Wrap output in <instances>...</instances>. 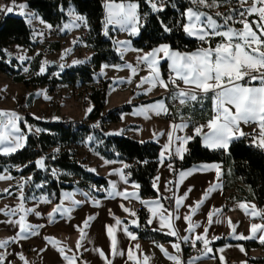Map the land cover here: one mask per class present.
<instances>
[{
  "label": "crops",
  "instance_id": "obj_1",
  "mask_svg": "<svg viewBox=\"0 0 264 264\" xmlns=\"http://www.w3.org/2000/svg\"><path fill=\"white\" fill-rule=\"evenodd\" d=\"M0 5H9V3L5 0H0ZM241 7H251V0H248V3H245ZM69 9L74 10L75 13L78 14L73 7L67 8L65 10V22L58 28L51 27V29L54 30L52 33L59 35L57 41H59V39H66V41H68L67 44H69L71 49L68 53L70 54V61H85L81 64H74L71 67L82 65L92 67L91 58L93 56V49L85 41V38L81 37V32L86 31L87 27L81 26L79 28H71L70 30L61 31L64 25L70 23L72 19V17L68 15ZM28 11L34 13L30 9H28ZM2 16L3 14H0V18ZM36 16L38 17L37 14ZM258 19L259 18L255 14L248 16V20L250 22ZM34 21L39 22L38 19H35ZM232 27L241 29L243 26L240 23H236L233 24ZM253 27L255 29V25H253ZM109 34L112 36L113 42L115 40H131L130 47L136 49L132 46V40L136 37H129L126 32L120 31L119 28L110 29ZM73 41H76V43H73ZM201 46L207 47V45ZM214 46L215 44L213 47ZM148 51L149 50H142V52H137L129 50L124 52L123 59H121L120 54L116 51L119 58L123 61V64L120 66H108L103 68V71V65H101L96 71V76L103 82H108L105 107L102 114H105L110 109L124 104H134V107H132L130 111L121 114L118 122L104 125L102 130L108 134L119 132V135L128 137L132 140L139 142L149 141L160 146L158 167L153 179L154 181L156 177H159V181L157 182L159 191L153 188L157 193V197H139L138 188H134L132 186L134 183H125L120 179L118 174H115V170L122 168L123 163L120 161H108V163H105L107 160L102 158L96 152V147L99 145L97 137L93 134L89 135L93 137L91 141L88 139L89 136H87L82 143L71 146V151L74 153L76 160L81 162L83 166L88 169H92V172L108 181L107 188L99 187L96 189V191L103 194V196L96 197L89 191L79 187L62 190L57 204L61 203L64 193H72V199L79 201L80 203L78 205H73L71 201H63L64 207H69L73 210L64 215L55 214L51 221L49 219V213L52 212L53 208L56 207L57 204H54L51 200H49V203L41 202V197H44V195L26 197L24 200L25 207L33 208L35 210L34 213H29L27 215V222L36 226L35 230L38 234L30 235L27 239L20 240L17 243H9L6 249H0V252L5 254L8 264H23V261L18 258V254H23L29 264H66L56 249L45 240V237H50L58 241L59 246L65 249L67 255L79 256L80 259L76 262V264H82V262H86V264H105V260L101 259L95 249L103 250L106 256L111 260V264H136V260H139L140 264H145V256L150 258L147 261V264H174L173 261L164 255L158 245L162 246L169 253V255H178L182 264H189V261L193 257H200L194 261V264H222L220 259L221 256L224 258L223 264H249L246 260V255L248 252L253 251L256 248L254 245L247 246L243 242L249 241L257 244L259 240L236 239L235 236H239L241 234L245 237L249 236L251 224L264 223V219L246 215L244 210H242L239 205L241 203L245 204L249 211H251V206L255 205L256 210L261 213H264V205L259 206L255 201L247 199L249 198V189L245 187L235 175L231 162L226 164L198 163L188 168L178 170L177 163H179L181 159L176 157L174 154L169 158L168 154L165 153V158L161 163L160 154L164 151V145L168 143L167 133L172 130L170 125L182 122L180 113L183 114L185 120L189 117L191 118L190 124L193 122L198 123V125L205 124L212 115V101L210 98L205 100L203 107H201L200 104H196L195 107H182L179 103L175 106L172 105L174 102L172 101L170 94L163 88L157 86L153 88L151 92H147L146 90L150 87V85L144 84L141 87H137V85L140 84L141 77H145L149 74L148 69L146 66L140 65L137 73L133 75L131 69L126 67V65L131 64L134 67L137 66L138 55H142ZM84 53L86 55L85 58H83ZM162 65H165V71L168 77V62H161V72ZM1 81H5L6 83L13 82L14 84L19 85L18 89L20 94L14 99L15 102L16 100L17 102L18 100H22L25 108L30 113L31 118L41 121L39 118L40 115L44 116L46 114L39 113L38 115H34L31 111L33 108V98L31 97L27 100L25 89L30 90L32 88L22 87L23 83H15L13 78L6 74L0 76V82ZM114 81L116 83H114ZM80 87L81 85L71 86L67 84H59L54 92L60 93L62 91L63 96L61 97V100L64 99L66 101L73 95L71 92L76 93ZM5 95H7L8 101L12 98V96L8 93ZM89 96L90 95H88L85 102H82L83 105L82 103L79 104L77 102L79 109L78 116H67L60 108L56 107L54 109V114L51 111L50 120L55 122L66 118H69L72 121L82 120L89 113L88 109H92ZM73 100L76 102L77 99L73 98ZM159 100H164L169 109L167 114L161 113L160 115H156L153 112H148L146 114V118L145 114L140 112L141 109L146 108L148 105ZM6 104L7 102L1 103L0 108L6 107ZM170 111L174 113V118H170ZM27 121L29 123L30 131H28V128L24 123H20L23 134L26 137L30 133L39 135L42 132V129L35 122L28 119ZM253 127L254 125L250 126L241 124V129L245 133H252ZM36 129H40L41 131L37 132ZM205 131H207V129H205ZM177 135L190 136L193 135V132H190L188 127L183 131L174 132V136ZM176 146H179L178 141H174L172 145L173 152ZM185 147L188 148V144L185 145ZM57 150V148H54V152H57ZM48 153L51 152L48 150ZM169 164L172 165L171 170L168 167ZM205 164L219 165V178L216 175L217 169H210L206 171H197L193 175L188 176L181 181L179 175L181 171H188ZM18 168L20 169V167H15L14 169L17 170ZM54 170L57 171L56 169ZM0 175H10L12 177L11 179L0 180V208H3L4 206L15 207L19 203V185L23 184L25 178L28 176H25L24 180L20 181L18 178L19 176H12L7 168L0 169ZM18 181L19 183L17 184L16 182ZM110 181L116 184V191L126 190L128 193L135 192L136 196L128 199H125L124 197H110L108 195V193L112 191L109 183ZM214 185L219 186L215 189V191L208 194L207 199H205L204 203L200 205L196 213L194 215L191 214L189 206L195 207L196 203L203 198L204 193ZM190 188L191 191L189 192L188 190ZM5 189H8L11 194L5 193ZM186 192L188 193L187 198L183 200L181 206L177 210L174 197H183ZM158 198H161L160 204L163 205V208L172 213L171 223L173 224L174 229L178 232L179 237L189 236V240L187 242L182 239L178 240L177 237L166 234L169 231L166 226L162 229L160 228V213L157 212V214L153 216V214L149 212V207L155 209L154 204L141 203V201L152 202ZM97 200H99L98 206L95 205V201ZM170 204L171 207L169 206ZM121 205H123V208L129 209L130 212H135L136 215L132 216L129 212H125ZM140 209L147 212L146 224L151 230L160 229L154 231L172 237L173 241L158 243L138 239L136 234L131 229L135 228L137 225L132 224L131 222L133 220L137 221L138 211ZM214 209L222 210L212 218L213 221L219 220L220 222H213L209 225L208 213ZM35 213H39L40 215H36ZM164 214L167 215V212ZM19 215L20 214H17L13 217V219H19ZM185 215H191V222L199 224L200 227L195 228L191 232L187 231L189 222L183 219ZM88 216H94L95 219L90 221L89 226L85 229L87 235L85 239L81 241V247L79 248V251H77V241L80 238V232L77 230L76 226H82L83 221ZM176 216H179L180 218L176 219ZM5 219L7 218L0 215V221ZM116 219L121 221L119 225L116 224ZM149 219H152L153 221L151 224L147 223ZM229 220H231L232 225L235 226L234 234L233 229L229 226ZM109 226L113 230L117 250L122 252L123 255H116L114 257L111 255L112 240L107 234ZM125 228H127L128 231L134 234L137 238L134 240L131 239L124 231ZM205 228L208 229L206 234ZM16 231H18V227L14 228L10 225L0 223V239H8L12 237ZM197 235H206V238L210 241L208 247L212 249L210 253L205 255V246L201 241H197L195 246H193L192 241L195 240ZM214 237H219V239H213ZM218 240H223L224 243L214 245V243ZM177 242L180 244L179 253H177L172 247V244ZM137 245L139 246L138 248L136 247ZM241 247L244 249L243 252L240 250ZM185 248H188L189 255H184ZM194 248L200 249V252L198 254L194 253ZM40 249L46 250L40 252ZM69 249L72 251H68ZM85 249H87V251ZM130 249L132 250L134 258L132 260L128 259V252ZM220 249H223V251H219Z\"/></svg>",
  "mask_w": 264,
  "mask_h": 264
},
{
  "label": "snow or ice",
  "instance_id": "obj_2",
  "mask_svg": "<svg viewBox=\"0 0 264 264\" xmlns=\"http://www.w3.org/2000/svg\"><path fill=\"white\" fill-rule=\"evenodd\" d=\"M227 2V0H225ZM239 4L242 6L248 3V0H238ZM144 3L149 7L151 13H162L166 10L165 0H144ZM189 7L181 12V16L185 22L181 24L183 33L190 37L196 38L201 45H207V47H198L193 52H181L179 50H174L168 43H161L158 46L152 48L142 55L137 57V66H132L131 64L126 65V67L131 69L133 75L137 73L140 65L146 66L149 74L145 77H141L140 84L137 87H141L144 84L150 85L146 90L151 92L153 88L159 86L163 88L166 92L170 94L173 102H178L180 106H191L195 107L196 104H200L203 107L205 100L211 99L212 101V115L211 118L205 124L193 126V135L186 136H174V132L183 131L187 129L190 124V117L185 120L183 114L180 113L181 123H173L170 125L171 131L167 133L168 143L164 145V151L161 152V163L165 158V153L168 154L170 158L173 154L180 158H184V154L188 151L185 147L191 140L199 136L202 139L203 147L217 151L223 150L228 152L230 145L234 140H239L241 138H248L249 144L261 151H264V0H251V7L243 8L239 11V20H236L234 15H224L220 12H216L215 16L220 17L223 23H219L213 15L208 14L205 11H201L202 8H213L218 7V0H188ZM104 19L102 21L103 25V35L109 37V31L112 28H119L120 31L126 32L129 37H137L140 35L141 29L144 27V21L148 13L141 15L139 9L140 4L137 2H131V0H121L120 3L115 2V0H104ZM175 7V5H173ZM29 5L27 3L17 4L16 0H11L9 5H0V14L8 15L15 14L24 19V22L31 25L33 20L38 19L35 13L28 11ZM63 11V8H61ZM233 13L236 9L231 10ZM255 14L259 19L254 21H249L248 16ZM68 15L72 17L70 23L65 24L61 31L70 30L71 28H79L81 26L87 27V18L84 15L76 14L74 10L69 9ZM242 24L241 29H236L229 25V22ZM160 25L164 33H171L173 31L163 20H160ZM43 24L44 21L40 20ZM255 25V29L253 27ZM49 29L51 25H46ZM216 38H220L215 46H212V41ZM76 43V41H73ZM116 51L120 54L121 59H123V54L126 51L132 50L137 52H142L141 49H133L130 47L131 40H115ZM66 51H71L68 49ZM23 60L24 57H19ZM168 62V78L164 79L161 72V62ZM85 61L77 60L74 64H81ZM61 65V69H63ZM108 67V65L102 66L103 68ZM25 72L28 71L27 68L24 69ZM45 71L44 66L40 68L38 74H43ZM114 83H116L114 81ZM45 99H48L45 96ZM91 108L88 109L91 112ZM169 111L164 100L156 101L146 108L140 110L141 113L145 114L147 118L148 112H153L156 115L161 113L167 114ZM21 117L17 115L14 111H3L0 110V154L4 156H9L25 147L26 136L21 132L19 127V121ZM241 124L244 125H254L252 133H245L241 129ZM207 129V131H205ZM37 132L41 131L36 129ZM120 133H109V135H119ZM88 139L91 141L93 137L89 136ZM174 141L179 142V146L174 148L172 151V145ZM58 151V150H57ZM37 168L45 167L44 159H38L36 162ZM108 163V161H105ZM147 163V161H145ZM27 165H25L26 167ZM130 165L123 164L122 168L116 169L115 174L120 176V179L125 183L128 182L127 176L124 173V169L129 168ZM169 169H172V165H168ZM210 169H217L216 175L219 178L220 171L219 165H200L198 168H193L188 171H181L180 178L181 181L193 175L197 171H206ZM21 170V169H17ZM88 171H93L88 169ZM57 173L55 170L52 171V175L55 176ZM10 175H0V180L11 179ZM32 178L29 177L30 181ZM159 177L153 181V188L158 189L157 182ZM27 182V181H26ZM112 191L108 193L110 197H124L128 199L130 197H135L136 193H128L125 191H116V184L114 182H109ZM171 183V182H170ZM134 188H139L138 184L132 185ZM219 185H214L209 188L205 193L203 198L196 203L195 207H190V213L195 214L197 209L204 203L207 199L208 194ZM23 184L19 185L20 193L18 196L19 203L15 207L4 206L0 208V215L6 217L7 219L0 221L10 225L14 228L18 227V231L8 239H0V249H6L9 243H17L20 240L27 239L30 235H37L35 228L36 226L31 225L27 222V215L29 213H34L33 208H26L24 205V192ZM37 188L43 187L42 184H37ZM169 190V189H166ZM5 193L11 194L8 189L4 190ZM191 191V188L188 190ZM188 193H184L183 197H174L176 209L178 210L184 199L187 198ZM162 198V197H161ZM158 198L152 202L141 201V203H151L155 205V209L149 207V212L155 216L157 212L160 213V228L165 226L169 229L166 233L168 235L177 237V239H182L187 242L189 236L179 237L178 232L174 229L171 223L172 213L168 212L167 209L163 208L160 204V199ZM63 201H71L73 205H78L80 202L72 199V193H64L63 199L60 204H57L53 208L52 212L49 213V219L52 220L55 214L64 215L70 213L73 209L63 206ZM41 202L49 203L47 196L41 197ZM95 205H99V200L95 201ZM123 208V205H121ZM239 207L244 210L246 215L252 217H259L264 219V213L258 212L256 206H251V211L246 207L245 204L241 203ZM125 212H129L130 215L135 216V212H130L129 209L123 208ZM221 209H214L208 213L209 225L213 222L219 223V220L213 221V216L217 215ZM167 212V215L164 213ZM17 214L19 219H13ZM40 215L39 213H35ZM179 219V216L175 217ZM95 219L94 216H88L84 221L82 226H76L77 230L80 232V238L77 241V251L81 247V241H83L87 235L85 229L89 226L90 221ZM183 219L188 223L187 231H193L195 228L200 227L199 224H194L191 222V215H185ZM153 221L149 219L147 223L151 224ZM121 221L116 219V224L119 225ZM132 224H137L136 220L131 222ZM229 226L233 229V234L235 233V226L232 225L231 220H229ZM42 227V226H39ZM160 230V229H154ZM126 234L131 239H136L137 237L128 231L127 228L124 229ZM208 229L205 228V234ZM107 234L112 240L111 245V255L114 257L116 255H123L122 252L117 250L116 240L113 236V230L109 226L107 229ZM259 234V235H258ZM236 239H258L261 244H264V223L257 224L253 223L250 226V235L245 237L242 234L235 236ZM213 239H219V237H214ZM59 253L60 257L66 262V264H76L80 259L77 255L69 256L66 254L65 249L59 246V242L50 237H45ZM197 241H201L205 246V255L210 253L212 249L208 247L210 241L206 238V235H197L195 240L192 241L193 246H195ZM139 247L138 245L136 246ZM161 251L164 255L174 262V264H182V261L178 255H169V253L162 247ZM173 249L177 253L180 252V244L173 243ZM46 249H40V252ZM87 251V249H85ZM242 252L244 249L241 247ZM68 251H72L69 249ZM99 254L101 259L105 260V264H111V260L106 256L103 250L95 249ZM219 251H223L220 249ZM18 258L23 261V264H29L23 254H18ZM200 257H193L189 264H194L196 259ZM128 259L132 260V250L128 252ZM150 258L145 256L144 262ZM221 261L223 264L224 258L221 256ZM0 264H8L6 261V256L3 252H0ZM86 264V262H82ZM136 264H140L139 260H136Z\"/></svg>",
  "mask_w": 264,
  "mask_h": 264
},
{
  "label": "trees",
  "instance_id": "obj_3",
  "mask_svg": "<svg viewBox=\"0 0 264 264\" xmlns=\"http://www.w3.org/2000/svg\"><path fill=\"white\" fill-rule=\"evenodd\" d=\"M5 1L11 3V0ZM103 2L104 0H16V3H27L28 9L35 11L44 22L55 28L65 22V10L69 7H73L78 14L87 18L85 41L93 49L92 67L82 65L65 69L60 79H54L51 82L47 81L46 76H41L38 84L48 85L51 91L58 84L71 86L92 84L96 80H101L96 76V71L101 65L120 66L123 64L116 52L112 36L110 34L109 37L103 35ZM115 2H121V0H115ZM131 2L140 4L141 15L148 13L140 35L132 40L134 48L151 50L161 43H168L174 50L191 52L201 47L198 40L186 36L182 31L181 24L185 21L181 12L190 6L188 0H165L166 10L158 14L151 13L144 0H131ZM218 4V8L224 15L235 14L238 17L239 11L243 9L238 0H227V2L218 0ZM232 9H236V12L233 13ZM200 10L213 15L219 23H223L220 17H216L207 8ZM160 20L173 29L170 34L162 31ZM229 25L233 24L229 22ZM219 39L213 40L212 46ZM13 44L30 48L36 46L32 30L23 18L12 14L3 15L0 18V56L2 57L0 73L12 77L15 83H26L23 76H18L17 71L13 70V64L7 63L10 61V54H3V50ZM7 55H9L8 58ZM162 75L165 79L168 78L165 65H162ZM107 84L108 82H103L98 89H94L90 94L92 110L82 120L66 123L65 120L55 122L26 118L35 122L42 132L39 135L28 134L25 147L16 153L9 156L0 154V169H9L12 176H28L23 182L25 198L44 195L57 204L61 191L73 187L85 189L96 197H102L103 194L98 193L96 189L107 188L108 181L94 172L88 171V168L76 160L71 151V146L82 143L87 136L92 134L99 141L96 152L102 158L130 165L129 168L124 169V173L127 176L128 184L134 183L140 186L138 188L139 197H157L152 185L158 167L160 146L149 141H135L122 135H109L102 130L104 125L118 122L122 113L130 111L134 107V104H124L102 114L105 107ZM96 122H100L101 128H95ZM51 148H57L58 151L54 154L48 153ZM187 149L184 158L177 163L178 170L198 163L226 164L231 162L235 175L249 189V198L247 199L255 201L259 206L264 205L263 151L250 146L243 138L234 140L228 152L213 151L203 147L199 136L188 143ZM41 158L44 159L45 167L37 168L35 162ZM25 165L27 166L25 167ZM15 167H20L21 170H15ZM54 169L57 170L55 176L52 175ZM29 177L32 178L30 181ZM37 184H42L43 187L37 188ZM169 206L171 207V204ZM146 220L147 212L140 209L137 216L138 226L131 228L138 239L158 243L173 241L172 237L151 230L146 224ZM222 243H224L223 240H218L214 245ZM243 243L247 246L257 247L254 242ZM187 249L185 248L184 251Z\"/></svg>",
  "mask_w": 264,
  "mask_h": 264
},
{
  "label": "rangeland",
  "instance_id": "obj_4",
  "mask_svg": "<svg viewBox=\"0 0 264 264\" xmlns=\"http://www.w3.org/2000/svg\"><path fill=\"white\" fill-rule=\"evenodd\" d=\"M207 9L214 14L216 12L222 13V10L219 9L218 7H213L210 9L207 8ZM33 12L35 13V11ZM12 15L16 17H20L15 14ZM231 15L235 16V14H231ZM236 16H235L236 20H239L238 17ZM38 20L39 22L33 20L32 24L29 25L32 30L33 40L36 44L35 47L30 48V47H23L13 44L10 45L9 47H6L3 50V54H10V61H7V63L13 64V70L17 71V75L23 76V78L25 79L26 83H23L24 86L22 85V87L32 88L30 90L25 88L23 89L26 90L27 100H29L31 97L33 98V108L31 109V111L34 115H38L39 113L46 114L44 116H49V118L51 119V111L54 114V109L50 110V108L47 106L46 103L54 95H58L59 100L57 101L56 107L60 108L61 111L67 116L70 117L78 116L79 109L77 102L79 104L85 102L89 93L84 94V91L77 90L76 93L71 92V94L73 95L71 96V98L65 101L64 99L61 100V97L63 96L62 91L61 92L59 91L60 93L54 92L57 86L54 87L53 91H51L48 85L41 86L40 84H38V80L41 76H46L48 82H51L54 79H60L62 72L65 69H68L74 65V63L70 61V54H68L69 51H66L70 49L69 44H67L68 41H66V39H59V41H57L59 35L58 34L55 35L54 33H52L54 32L53 29L51 28L49 29L48 27H45V25H48V23L44 22L43 24H41L40 20L42 19L39 16H38ZM232 24H236V23H232ZM81 37L86 38L83 36V31L81 32ZM83 55H84L83 58H85L86 57L85 53ZM19 57H24V59L20 60ZM0 58L2 59L1 56ZM51 63H53L52 67L50 66ZM42 65L44 66L45 71L43 74H38L40 72V68ZM61 65L64 66L63 69H61ZM25 68L28 69L27 72L24 71ZM0 76H3V74L0 73ZM18 86L19 85L14 84L13 82L10 83H6L5 81L0 82V94L2 96L1 97L2 99H0V105L3 102L5 103L7 102L6 107L0 108V110L13 111V106L14 104L16 105L17 103V100L15 102L14 99L17 97V95L20 94ZM6 93L12 96V98L9 101L7 95H5ZM45 96H47L48 99H45ZM72 97L77 99L76 102L73 100ZM15 113L22 118L21 121L18 122L21 132L23 133L20 123H24L27 126L28 131H30L29 123L27 119H25L20 113L18 112ZM49 152L54 154V148L49 149ZM18 178L20 181L24 180V176H19ZM16 183L18 184L19 181Z\"/></svg>",
  "mask_w": 264,
  "mask_h": 264
},
{
  "label": "built area",
  "instance_id": "obj_5",
  "mask_svg": "<svg viewBox=\"0 0 264 264\" xmlns=\"http://www.w3.org/2000/svg\"><path fill=\"white\" fill-rule=\"evenodd\" d=\"M238 19H240L239 15H238ZM83 36L86 37V31H83ZM102 83H103L102 80H96L92 84L81 85L80 89H78V90L84 91V94L89 93V95H90L93 92V90L98 89ZM1 97L2 96L0 94V98ZM58 100H59L58 95H54L50 100H48L47 106L50 108V110L56 108ZM172 105L176 106V105H178V102H174V104H172ZM13 109L15 112H18L21 115H23L24 118H31V115L28 112V110L25 108L22 100H18L16 105H14ZM169 116H170V118H174V113L171 112L169 114ZM40 119L44 120V121H51L49 116L40 115ZM64 120L66 121V123L76 122V121H72L69 118H66ZM195 125H198V123L193 122L192 124L189 125L190 132H193V126H195ZM95 128L96 129L101 128L100 122L95 123ZM244 141L246 143H249V139L246 137L244 138ZM193 252L198 254L200 252V249L194 248ZM184 255H189L188 249L186 251H184ZM246 260L249 264H264V244H261L260 242H258L256 249L247 253ZM228 264H230V263H228Z\"/></svg>",
  "mask_w": 264,
  "mask_h": 264
},
{
  "label": "water",
  "instance_id": "obj_6",
  "mask_svg": "<svg viewBox=\"0 0 264 264\" xmlns=\"http://www.w3.org/2000/svg\"><path fill=\"white\" fill-rule=\"evenodd\" d=\"M9 57V55H7V58ZM50 66L52 67L53 66V63L50 64Z\"/></svg>",
  "mask_w": 264,
  "mask_h": 264
}]
</instances>
